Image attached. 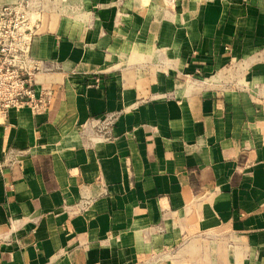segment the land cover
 Listing matches in <instances>:
<instances>
[{
  "label": "crops",
  "instance_id": "crops-1",
  "mask_svg": "<svg viewBox=\"0 0 264 264\" xmlns=\"http://www.w3.org/2000/svg\"><path fill=\"white\" fill-rule=\"evenodd\" d=\"M36 1L48 105L0 118V264H264V0Z\"/></svg>",
  "mask_w": 264,
  "mask_h": 264
},
{
  "label": "built area",
  "instance_id": "built-area-1",
  "mask_svg": "<svg viewBox=\"0 0 264 264\" xmlns=\"http://www.w3.org/2000/svg\"><path fill=\"white\" fill-rule=\"evenodd\" d=\"M38 4L36 0H17L0 6V118L27 107L39 113L48 105L35 93L36 76L42 69L32 56L41 22ZM120 117L121 112H110L93 118L82 132L92 144L110 142Z\"/></svg>",
  "mask_w": 264,
  "mask_h": 264
}]
</instances>
